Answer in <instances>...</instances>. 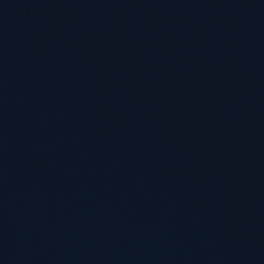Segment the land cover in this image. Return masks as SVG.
<instances>
[{"label": "water", "instance_id": "95a60500", "mask_svg": "<svg viewBox=\"0 0 264 264\" xmlns=\"http://www.w3.org/2000/svg\"><path fill=\"white\" fill-rule=\"evenodd\" d=\"M264 223V0H113Z\"/></svg>", "mask_w": 264, "mask_h": 264}]
</instances>
